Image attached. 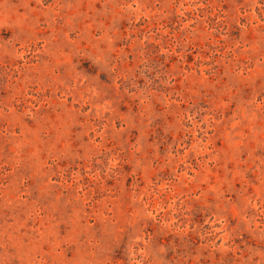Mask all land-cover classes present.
<instances>
[{
    "label": "rangeland",
    "instance_id": "1",
    "mask_svg": "<svg viewBox=\"0 0 264 264\" xmlns=\"http://www.w3.org/2000/svg\"><path fill=\"white\" fill-rule=\"evenodd\" d=\"M0 264H264V0H0Z\"/></svg>",
    "mask_w": 264,
    "mask_h": 264
}]
</instances>
